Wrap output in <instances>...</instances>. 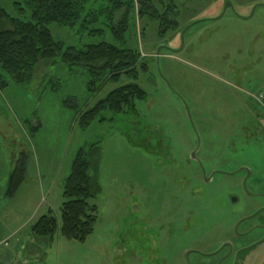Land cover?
I'll return each mask as SVG.
<instances>
[{"label": "rangeland", "instance_id": "obj_1", "mask_svg": "<svg viewBox=\"0 0 264 264\" xmlns=\"http://www.w3.org/2000/svg\"><path fill=\"white\" fill-rule=\"evenodd\" d=\"M148 2L160 13L172 5L179 24L160 36L159 20L140 17L135 0L122 45L141 55L138 80L123 74L91 87L86 66L59 55L19 84L0 64L5 187L21 153L29 156L16 197L0 194V241L10 239L0 264H264V0ZM0 5L23 16L14 0ZM102 5L92 0L87 13ZM110 23L106 13L50 27L66 47L82 50L115 43ZM131 82L145 99L79 125L78 110ZM80 147L92 151L90 201L98 207L85 241L61 232L64 181ZM49 213L58 230L53 240H37L31 226Z\"/></svg>", "mask_w": 264, "mask_h": 264}, {"label": "trees", "instance_id": "obj_2", "mask_svg": "<svg viewBox=\"0 0 264 264\" xmlns=\"http://www.w3.org/2000/svg\"><path fill=\"white\" fill-rule=\"evenodd\" d=\"M92 0H14L23 16L12 15L0 5V64L19 84L29 83L38 67L46 62L56 61L60 55L70 65H84L88 69L91 87H103L109 80L118 81L123 74L138 80L141 55L138 50L124 47L129 17L135 0H105L107 5L98 6L87 13V4ZM94 1V0H93ZM149 0H139V16L150 14L160 22V36L175 29L179 22L171 18L170 9L160 13L150 5ZM126 5L129 7L125 9ZM95 6V5H94ZM171 7V8H170ZM123 10L121 20L115 15ZM109 15V24L114 42L102 41L88 45L85 49L65 46L51 29L52 24L74 27L83 19L87 23L96 22L99 16ZM29 15V17H28ZM94 31L102 33L101 29ZM141 69H147L144 63ZM147 92L137 83L131 82L112 90L95 106L85 111H77L79 125L89 127L96 119L103 120V113H120L135 107L138 99H145ZM90 148L80 147L72 160L71 170L64 181L61 205V232L68 239L85 241L94 229L98 218V207L91 203L96 184L91 173ZM29 156L22 152L8 178L6 196L14 198L26 180ZM58 218L51 213L43 215L31 226V233L37 240L54 239L58 230Z\"/></svg>", "mask_w": 264, "mask_h": 264}, {"label": "crops", "instance_id": "obj_3", "mask_svg": "<svg viewBox=\"0 0 264 264\" xmlns=\"http://www.w3.org/2000/svg\"><path fill=\"white\" fill-rule=\"evenodd\" d=\"M36 158L39 159V152H38V151L36 152ZM43 164H44V163H43ZM71 164H72V163H71ZM62 167L67 168V165L63 164ZM65 170H66V169L63 170V173L65 172ZM63 173H62V174H63ZM54 174H57V173H54ZM5 176H6V174H5ZM7 176H8V175H7ZM61 176H62V175H59V178H61ZM4 178H5V177H2V178L0 179V188H1V190H3L2 192H0V194L5 195L4 198L7 199V197H6V187L3 185V184H4V180H3ZM54 179H55V177H54V175H53V176L51 177V182H50L49 184H47V185H48V187H47V188H48L47 191L50 192V193L52 192V189H53ZM20 189H21V188H20ZM19 191H20V190H19ZM19 191H18V192H19ZM17 194H18V193H17ZM17 194H16V195H17ZM16 195H15V197H16ZM15 197H14V198H15ZM14 198H11V199H14ZM6 214H7V213H6ZM6 214H4L3 217H5ZM1 216H2V215H1ZM14 234H16V232L11 233L10 236H13ZM16 236H17V235H16ZM8 239H9V238H8ZM9 240H10V239H9ZM17 240L19 241V239H17ZM21 242H22V241H20V243H21ZM22 243H23V242H22ZM23 245H24V244H23Z\"/></svg>", "mask_w": 264, "mask_h": 264}, {"label": "built area", "instance_id": "obj_4", "mask_svg": "<svg viewBox=\"0 0 264 264\" xmlns=\"http://www.w3.org/2000/svg\"><path fill=\"white\" fill-rule=\"evenodd\" d=\"M3 244L4 245H8L9 244L8 239L0 241V246L3 245Z\"/></svg>", "mask_w": 264, "mask_h": 264}, {"label": "water", "instance_id": "obj_5", "mask_svg": "<svg viewBox=\"0 0 264 264\" xmlns=\"http://www.w3.org/2000/svg\"><path fill=\"white\" fill-rule=\"evenodd\" d=\"M193 155H195V153Z\"/></svg>", "mask_w": 264, "mask_h": 264}]
</instances>
